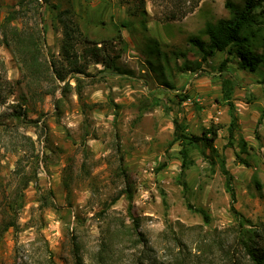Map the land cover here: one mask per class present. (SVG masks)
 I'll return each instance as SVG.
<instances>
[{"label":"rangeland","instance_id":"obj_1","mask_svg":"<svg viewBox=\"0 0 264 264\" xmlns=\"http://www.w3.org/2000/svg\"><path fill=\"white\" fill-rule=\"evenodd\" d=\"M38 1L13 23L44 30L41 59L54 60L69 85L50 68L31 95L16 53L0 45V224L5 197L19 199L16 226L0 237V264H138L145 246L160 256L187 248L198 264H231L236 249L251 264L238 241L245 230L264 238V64L249 71L228 55L221 71L226 53L203 61L188 40H207L203 26L228 16L225 0ZM15 3L0 0V19ZM257 11L253 40L262 52L264 1ZM65 25L80 39L78 80L62 58ZM81 38L119 53L123 73L84 58ZM228 102L237 118L231 145ZM175 122L188 134L219 125L214 144L233 175L234 209L218 166L211 170L196 149L186 188L178 183Z\"/></svg>","mask_w":264,"mask_h":264},{"label":"trees","instance_id":"obj_2","mask_svg":"<svg viewBox=\"0 0 264 264\" xmlns=\"http://www.w3.org/2000/svg\"><path fill=\"white\" fill-rule=\"evenodd\" d=\"M262 1L264 0H243L241 3H236L232 0H225L224 6L228 10V16L220 17L215 21H207L203 26L202 33L206 35L207 40L204 41L194 36L188 39L197 47L201 55V60L206 61L214 57L218 52L226 53V58L219 66L221 71L228 61V55L237 58L239 66L249 71H255L261 64H264V46L262 47V52H257L254 48L255 45L253 40L254 37L259 35L261 30L259 24L260 12L257 11V8L261 6ZM38 5H41L38 0H16L14 8L8 12L9 16H4L0 19V45L10 47L16 53L23 69L24 79H27L29 83L28 89L31 91V95L32 84L35 83L36 80H39L45 71L49 72L50 68L54 78L63 81L64 85H69L68 82L65 81V75L58 72L56 69L54 60L48 63L41 59L43 46L45 45L44 35L42 34L44 30L38 27L36 30L31 31L13 23L14 21H18L23 11L35 10ZM26 7L28 8L26 9ZM72 27L73 26L65 25L63 28L61 53L63 60L70 66V72L73 74L71 77L78 80V76L75 75V73H83L85 64L79 61L81 55L73 50L74 43L80 39L75 38ZM81 39V41L85 43L82 52V54L85 53L82 55L84 58L86 53H89L94 57L95 63L102 64V71L106 73H123L116 64L119 53L110 54L106 45L100 44V46H97V43L100 42L91 41L86 38ZM223 82L225 85L231 84V86H233L235 84L230 78H224ZM231 86L228 91H225V98L227 99H229L231 94ZM187 97V95H184L180 100H185ZM22 104L28 107L26 99L23 100ZM228 105L231 109V120L227 126V145H231L237 118L234 114L232 102H228ZM218 129L219 125L211 122L208 126L201 129L200 134H188L184 131L181 124L175 122L173 138L170 144L177 142L179 145L178 153L181 160L177 181L183 189L186 188L187 183L184 177L191 164L194 162L190 156V151L191 149H196L199 154L205 158L211 170H214L216 165L218 166L219 171L224 176L225 187L231 198V207L234 209L235 193L232 184L233 175L227 167L225 154L214 144L218 135ZM243 163L248 165L246 161ZM163 165L164 164H161L159 167L161 168ZM123 173L125 178L128 179V175L124 171ZM22 177L23 175H21V178ZM31 179L32 178H25L22 187L24 188ZM256 185L258 189L261 188L259 182H256ZM123 192L126 193L128 199L132 198L128 182ZM17 205H19L18 198L5 197L4 206L2 208L3 218L0 224V237L9 227L16 226ZM187 207L192 208L189 203H187ZM193 209L201 213L204 220L208 221V214L204 209ZM144 244L146 245V243ZM238 244L241 245L240 248L243 251L242 256L247 257L251 264H264V238L262 239V243H260V241L257 242L253 238L252 231L245 230V232L240 234ZM163 249L164 252H166V250L167 252L164 254L165 256H160L157 255L151 247L145 246L141 256L138 258V264H198L200 261L198 258L199 256L191 254L187 248H178L176 252H173L169 247ZM234 252L235 253L232 255L234 259L231 264H241V259L236 256V249ZM166 256L171 257V263L166 262L168 259H166V261L162 259V257Z\"/></svg>","mask_w":264,"mask_h":264}]
</instances>
